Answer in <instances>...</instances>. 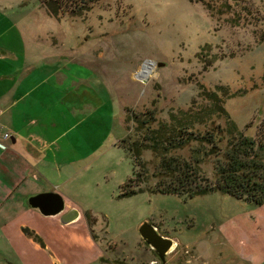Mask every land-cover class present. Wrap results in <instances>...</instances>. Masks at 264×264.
Listing matches in <instances>:
<instances>
[{
    "label": "rangeland",
    "instance_id": "obj_1",
    "mask_svg": "<svg viewBox=\"0 0 264 264\" xmlns=\"http://www.w3.org/2000/svg\"><path fill=\"white\" fill-rule=\"evenodd\" d=\"M0 2L12 7L15 18L32 23L45 20L41 24L45 31L56 33L50 40L56 38L62 51L74 49L70 58L93 67L118 102L123 133L117 143L131 158L111 146L99 163L103 171L111 170L106 178L94 175L87 182L80 178L74 182L71 197L94 216L91 230L83 225V218L69 232L56 229V242L38 243L42 252L35 256L30 252L26 261L0 240V264H162L139 235L143 222L174 240L165 264H241L234 257L237 251L229 241H222L220 233L229 238L239 234L250 241L239 230V218L251 220L248 215L255 205L217 189L195 191L192 196L150 191L158 180L168 181L169 176L157 173L159 157L149 149L141 152L143 169L134 165L130 145L142 140L144 131H137L132 113L142 118L153 112L151 126L156 127L158 122L168 121L170 112L204 104L198 95L201 89L223 86L229 97L221 91L218 95L225 111L239 130L255 138L264 119V37L260 40L264 0H239L233 5L243 9L238 22L232 19V12L211 17L200 2L189 0H99L82 15L70 16L64 11L57 18L40 0ZM146 61L153 62L152 71L137 78ZM103 115L105 119L93 117L98 126L93 137L105 144L102 150L110 142L104 139L108 111ZM217 125H225L222 114L194 127L215 133ZM190 152L183 147L169 154L190 160ZM198 166L208 179L215 178L212 158H203ZM127 177L132 179L131 188L143 190L117 197L119 181ZM82 186L83 191L76 190Z\"/></svg>",
    "mask_w": 264,
    "mask_h": 264
},
{
    "label": "crops",
    "instance_id": "obj_2",
    "mask_svg": "<svg viewBox=\"0 0 264 264\" xmlns=\"http://www.w3.org/2000/svg\"><path fill=\"white\" fill-rule=\"evenodd\" d=\"M11 9L0 2V240L26 261L42 247L22 228L32 230L47 246L56 242V229L69 232L82 218L87 227L89 210L71 197L74 182H87L94 175L106 178L111 170L99 168L101 157L111 146L126 151L117 143L123 133L118 102L93 67L70 58L74 49L62 51L56 38L50 40L56 33L45 31V20L15 18ZM103 111L109 114L104 139H110L104 150L105 144L93 137L98 127L93 117L105 119ZM126 179L119 181L118 192ZM83 186L76 190L83 191ZM49 191L62 196L64 211L75 208L79 217L63 225L58 216H44L28 205V197ZM252 204L256 209L248 215L251 220L239 218V230L250 241L239 234L229 238L221 232L220 237L237 251L236 263L264 264V203Z\"/></svg>",
    "mask_w": 264,
    "mask_h": 264
},
{
    "label": "trees",
    "instance_id": "obj_3",
    "mask_svg": "<svg viewBox=\"0 0 264 264\" xmlns=\"http://www.w3.org/2000/svg\"><path fill=\"white\" fill-rule=\"evenodd\" d=\"M52 17L57 18L66 11L70 16H79L90 10L93 3L99 0H40ZM200 2L209 16H219L228 12L234 13L233 20L238 22L241 10L232 8L239 0H189ZM213 1V2H212ZM216 1L219 3L216 4ZM264 13V5H263ZM264 16V15H263ZM264 33L260 36L263 39ZM264 82V71L261 75ZM227 97L226 88L217 86L216 90L201 89L199 96L205 101L196 108L178 109L168 114V121H154L153 112L145 118H139L132 113V119L137 122V131H144L142 140L131 142L133 163L143 169L141 160L142 150L149 149L159 157L158 172L169 176L168 181L158 180L150 189L162 193L185 192L192 196L193 192L217 189L225 193L245 199L252 203H264V119L256 128L255 138L249 137L239 130L235 122L225 111L218 92ZM229 97V96H228ZM222 114L225 119L224 127L217 125L215 133L205 129L200 132L196 124L204 126L211 121L213 115ZM223 133V134H222ZM218 136H217V135ZM192 143H194L192 145ZM189 147L190 160L181 159L169 154V151ZM210 157L213 161L215 178L208 179L200 170L198 163L203 158ZM156 175V174H155ZM132 179L129 177L120 186L117 197L131 196L142 191V188H131ZM88 229L95 224V218L86 212ZM25 235L39 244L42 240L32 230L22 228Z\"/></svg>",
    "mask_w": 264,
    "mask_h": 264
},
{
    "label": "water",
    "instance_id": "obj_4",
    "mask_svg": "<svg viewBox=\"0 0 264 264\" xmlns=\"http://www.w3.org/2000/svg\"><path fill=\"white\" fill-rule=\"evenodd\" d=\"M27 203L44 216H58V221L63 225L73 222L79 217V211L75 208L64 211L63 198L57 192L37 193L28 197ZM138 232L140 237L155 251L162 264H165V254L172 247L174 240L159 234L155 227L148 222L141 223Z\"/></svg>",
    "mask_w": 264,
    "mask_h": 264
},
{
    "label": "bare ground",
    "instance_id": "obj_5",
    "mask_svg": "<svg viewBox=\"0 0 264 264\" xmlns=\"http://www.w3.org/2000/svg\"><path fill=\"white\" fill-rule=\"evenodd\" d=\"M154 67L153 62H148L146 61L139 69V71L137 72V74L135 75L137 78L142 77L143 75H147L149 74L152 69Z\"/></svg>",
    "mask_w": 264,
    "mask_h": 264
},
{
    "label": "built area",
    "instance_id": "obj_6",
    "mask_svg": "<svg viewBox=\"0 0 264 264\" xmlns=\"http://www.w3.org/2000/svg\"><path fill=\"white\" fill-rule=\"evenodd\" d=\"M2 138H3L4 140L8 139V134H7V133H3V134H2Z\"/></svg>",
    "mask_w": 264,
    "mask_h": 264
}]
</instances>
